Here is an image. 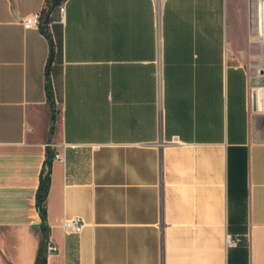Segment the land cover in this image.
I'll list each match as a JSON object with an SVG mask.
<instances>
[{
  "label": "crops",
  "instance_id": "0c3cea01",
  "mask_svg": "<svg viewBox=\"0 0 264 264\" xmlns=\"http://www.w3.org/2000/svg\"><path fill=\"white\" fill-rule=\"evenodd\" d=\"M46 4L0 0V264H264L255 2Z\"/></svg>",
  "mask_w": 264,
  "mask_h": 264
},
{
  "label": "built area",
  "instance_id": "2783aa9c",
  "mask_svg": "<svg viewBox=\"0 0 264 264\" xmlns=\"http://www.w3.org/2000/svg\"><path fill=\"white\" fill-rule=\"evenodd\" d=\"M255 2V16H256V22H257V33L258 38L261 43L264 44V0H253ZM60 11L64 13L65 11V4H61ZM22 24L24 28L31 29L40 27L42 24V13L41 12H35L28 16H26L22 20ZM48 146H52L49 144ZM59 155H55V158H59ZM49 159L46 161V169L49 168ZM63 227L65 231L69 234H80L84 228V222L79 217L74 218H68L64 221ZM46 247L48 252H54L58 250V247L54 243L51 237H47L45 240ZM237 244V240L233 239L232 237H229L228 239V246L232 247Z\"/></svg>",
  "mask_w": 264,
  "mask_h": 264
},
{
  "label": "trees",
  "instance_id": "16d2710c",
  "mask_svg": "<svg viewBox=\"0 0 264 264\" xmlns=\"http://www.w3.org/2000/svg\"><path fill=\"white\" fill-rule=\"evenodd\" d=\"M63 0H47V4L46 7L44 9V17L42 15V20H43V24H41V30L44 34H46L49 37L48 31H47V25L50 23V12L51 10L56 7L59 6L62 3ZM53 53V52H52ZM52 53H51V57H52ZM51 62V59H50ZM50 62L48 64V76H49V68H50ZM48 92L50 94V98L52 96V84H51V80L48 79ZM48 186H49V176L46 177L43 182L41 183L40 189H39V193H38V207L40 210V213L42 215V219L45 221L46 220V198H47V193H48ZM45 229V227H44ZM47 238V237H46ZM45 238V240H46ZM44 240V241H45ZM41 258H40V262L39 264H46L44 261V254L42 252L41 254Z\"/></svg>",
  "mask_w": 264,
  "mask_h": 264
},
{
  "label": "water",
  "instance_id": "95a60500",
  "mask_svg": "<svg viewBox=\"0 0 264 264\" xmlns=\"http://www.w3.org/2000/svg\"><path fill=\"white\" fill-rule=\"evenodd\" d=\"M46 260H47V252H45V254H44V261H45V263H46Z\"/></svg>",
  "mask_w": 264,
  "mask_h": 264
}]
</instances>
